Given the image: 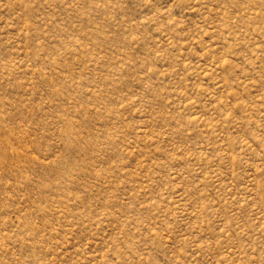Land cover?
<instances>
[{
    "label": "rangeland",
    "instance_id": "rangeland-1",
    "mask_svg": "<svg viewBox=\"0 0 264 264\" xmlns=\"http://www.w3.org/2000/svg\"><path fill=\"white\" fill-rule=\"evenodd\" d=\"M0 264H264V0H0Z\"/></svg>",
    "mask_w": 264,
    "mask_h": 264
}]
</instances>
